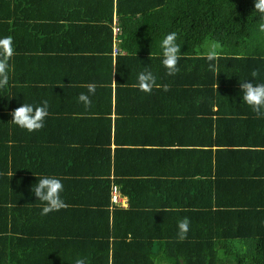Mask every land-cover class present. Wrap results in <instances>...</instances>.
I'll use <instances>...</instances> for the list:
<instances>
[{
  "label": "trees",
  "instance_id": "16d2710c",
  "mask_svg": "<svg viewBox=\"0 0 264 264\" xmlns=\"http://www.w3.org/2000/svg\"><path fill=\"white\" fill-rule=\"evenodd\" d=\"M253 10L254 0H0V39L13 49L0 88V264H264V115L246 111L239 95L240 81L264 83V32ZM113 25L119 96L149 100L137 113L117 105L115 118ZM171 32L180 58L170 75L159 45ZM77 64L91 71L88 82L105 85L108 104L69 109L78 96L48 72ZM132 66L153 74L150 91L121 77ZM23 101H47L41 129L10 121ZM165 112L171 133L184 138L198 125L200 142L160 141L151 147L162 156L147 159L154 151L140 145ZM227 114L243 117L252 135L250 147L231 154L245 158L231 180L220 175L226 148L215 136ZM36 175L62 179L65 207L41 215L30 193ZM225 181L245 197L220 194ZM114 186L127 208L112 203Z\"/></svg>",
  "mask_w": 264,
  "mask_h": 264
},
{
  "label": "crops",
  "instance_id": "0c3cea01",
  "mask_svg": "<svg viewBox=\"0 0 264 264\" xmlns=\"http://www.w3.org/2000/svg\"><path fill=\"white\" fill-rule=\"evenodd\" d=\"M113 34H114V45H113V50H112V54H113V72L111 74V80H112V85H111V102H112V106H113V115L112 117L115 118V116L118 115V113L115 111L117 105L120 107L121 110L123 111H133L134 113L139 112L140 110L143 109H148V103L149 100H145L142 103L137 102V100H134L132 95H126V91L123 90L122 95L119 96V87H120V82L121 81H116L117 76V55L119 54V45L121 42V39L118 37V32L115 31L114 29V25H113ZM117 36V37H115ZM77 66H79L78 69H71L66 71V73L64 72V70H62L61 72H59L57 75H54L51 72H48V75L50 76L51 79H53L54 81H57L58 84V89L59 88H63L64 86H68V91H70L71 96H79L80 93H87V87L86 85L90 82H88L85 77L84 74L87 76H90V72H88L87 69L81 67L79 64H77ZM67 67H71L67 66ZM138 66H132L129 70L124 71L122 68H120V72H121V77L123 79H130L131 81H137V75H138ZM147 70V69H146ZM148 71V70H147ZM107 74V72L105 73V75ZM105 75L102 78H105ZM57 76V79L56 77ZM87 81V82H86ZM90 81V80H89ZM49 84V83H48ZM51 85V84H49ZM125 85V84H124ZM52 86H54L52 84ZM61 86V87H60ZM96 91L95 94L93 95H89V99H90V105L88 107H85L84 104L81 102L80 104L76 105V104H72L70 106V110L72 109H83L86 111H90L93 108H99L100 105H102L103 102H105L106 104L109 103V93L108 91L105 89V85L100 83L99 85H96ZM119 86V87H118ZM135 88V87H134ZM77 93L78 95H76L75 93ZM143 104V105H142ZM93 105H97L95 107H91ZM141 105V106H139ZM251 110L250 107L246 108V111ZM165 113H162L160 115H163L164 117H161L162 120L160 121V124L156 126V128L153 131V134L151 135L150 139H144L142 140V145L140 144H136V145H140L141 147H145V149H153L154 154H150L148 155L149 158L156 157L157 155H161L162 156V152L159 151V148H156L155 146L151 147L152 144H159L160 141H164L167 142L169 141H173V140H178V141H182V142H186V143H190L189 146H187L188 148L190 147H194V146H198V144L196 145V142H200V137H199V127L197 126H191V131L192 134L189 135L188 133H186L182 138L180 135V132L177 131L176 128H174V131H177L178 133H171L172 129H169V125L166 124L164 122V120L166 122H168L167 120V116L165 115ZM248 127V125L243 121V117H232L230 115H226L224 117V119L222 120L221 124H220V128H219V132L220 135H215L217 137H220V141L222 142V147L226 148L224 149L225 154H223L222 158H221V162L223 161L222 165H220V175L222 178L226 179V180H231L232 177L235 175L232 172V168L235 165H243L244 164V156H239L238 154H234L231 155L234 151L235 148H247L250 147V145H248L246 143V139L248 137H251L252 135L249 133H244L245 129ZM186 131V130H185ZM146 135H150V129L148 130ZM215 139V138H214ZM207 141H211L208 137H206ZM215 142L216 139H215ZM192 144V145H191ZM200 144V143H199ZM217 147L218 144H215ZM214 149H216V147H214ZM143 153H144V149H142L141 151V158L143 157ZM153 163V162H152ZM154 165H157L156 162H154ZM244 171L246 172L247 169L243 168ZM253 172V171H252ZM258 173L257 171L254 172ZM260 174V173H259ZM253 174L249 177V178H253ZM147 178V177H146ZM248 177H242L240 180L242 179H247ZM141 179V178H139ZM145 179V178H143ZM251 182V179H248ZM253 183V182H251ZM229 183L222 182L221 184L218 185L220 194H223L225 192V194H238V195H242L245 197V195L241 194V192L237 191L235 189V187L232 185L231 187L228 186ZM254 184V183H253ZM123 201H122V206H124L125 208L128 207V198L127 197H122Z\"/></svg>",
  "mask_w": 264,
  "mask_h": 264
},
{
  "label": "clouds",
  "instance_id": "9594fccd",
  "mask_svg": "<svg viewBox=\"0 0 264 264\" xmlns=\"http://www.w3.org/2000/svg\"><path fill=\"white\" fill-rule=\"evenodd\" d=\"M258 16V28L264 32V0H254V10ZM161 64L168 71V74H174L177 71L176 65L180 58V48L177 44V33L171 32L163 36L160 41ZM13 55L10 38L0 39V88L4 87L8 82V73L10 66L9 59ZM214 53L207 54L206 59L214 60ZM212 68V65H209ZM255 75V74H253ZM154 83V76L150 71H141L137 75L136 86L140 91L148 92ZM87 93H80L77 97L78 102H82L85 107L90 105L89 95L95 94L96 84L88 83L86 85ZM240 100L241 103L248 105L251 110L258 116L264 115V83H253L251 80L240 81ZM47 101L41 102L39 105L31 103H21L14 108L11 115V122L17 127L28 132L39 130L44 126L45 119L48 116ZM36 182L31 186L30 193L35 196L42 204L41 215H46L51 211L59 210L65 207L62 198L63 184L62 179L56 176H40L36 175ZM189 221L184 218L178 222V238L183 240L188 231ZM75 264H84L83 259H77Z\"/></svg>",
  "mask_w": 264,
  "mask_h": 264
},
{
  "label": "built area",
  "instance_id": "2783aa9c",
  "mask_svg": "<svg viewBox=\"0 0 264 264\" xmlns=\"http://www.w3.org/2000/svg\"><path fill=\"white\" fill-rule=\"evenodd\" d=\"M115 31L118 32V28H115ZM122 197L120 196V191L117 186L113 187V193H112V203L113 204H120L122 205Z\"/></svg>",
  "mask_w": 264,
  "mask_h": 264
},
{
  "label": "rangeland",
  "instance_id": "374dc122",
  "mask_svg": "<svg viewBox=\"0 0 264 264\" xmlns=\"http://www.w3.org/2000/svg\"><path fill=\"white\" fill-rule=\"evenodd\" d=\"M205 48V47H204Z\"/></svg>",
  "mask_w": 264,
  "mask_h": 264
}]
</instances>
